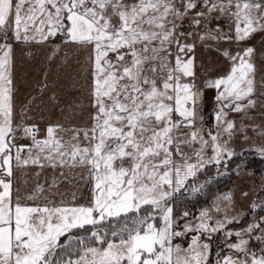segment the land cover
Masks as SVG:
<instances>
[{
    "label": "snow or ice",
    "instance_id": "6c2138e0",
    "mask_svg": "<svg viewBox=\"0 0 264 264\" xmlns=\"http://www.w3.org/2000/svg\"><path fill=\"white\" fill-rule=\"evenodd\" d=\"M256 33H264V0H0V264H212L216 233L233 254L214 264H264V247H249L264 245V216L232 231L241 221L229 215L231 194L218 198L219 219L205 209L194 222L173 208L182 188L202 191L193 185L207 164L226 167L236 155L229 114L247 116L264 100L256 50L244 43ZM57 37L88 50L89 123L50 124L38 138L37 125L15 119L10 41ZM192 37L240 45L222 53L228 72L206 83L217 105L207 133ZM256 151L264 158V147ZM27 169L51 170V179L22 193L15 178ZM73 180L89 185L86 203L76 192L63 198L61 184Z\"/></svg>",
    "mask_w": 264,
    "mask_h": 264
},
{
    "label": "rangeland",
    "instance_id": "374dc122",
    "mask_svg": "<svg viewBox=\"0 0 264 264\" xmlns=\"http://www.w3.org/2000/svg\"><path fill=\"white\" fill-rule=\"evenodd\" d=\"M194 41L196 49L189 55L195 56V83L203 92L202 103L198 105L199 117L202 119L198 118V123H202L203 130L207 133L209 130H215L213 114L217 110V105L216 91L207 88L206 83L228 72L230 62L222 53L224 50L235 53L240 50V45L221 42L219 46L213 44L209 47L197 41L195 37L189 39L188 42ZM4 42V38L0 36V43ZM10 43L13 48L12 78L15 119L18 122L23 119L24 123L37 125L38 138L45 135V129L50 124L59 123L66 128L87 126L88 112L91 111L88 103L91 80L88 50L66 43L62 37L50 40L44 45H25L14 40ZM244 43L256 50L253 60L257 67V93L260 95L264 92V33H256L253 38ZM56 48L59 51L54 53ZM248 111L247 116L235 112L228 116V119L237 125L235 135L229 141V147L236 153L234 157H238L232 170L234 175L229 183L224 187H219L218 184L207 185L198 196L182 199H174V195L179 192L175 193L173 199L176 202L173 208L177 217H180L183 211H188V219L195 222L200 212L207 209L214 218L219 219L222 213L215 212V205L219 202V197L227 194L232 196V203L228 205L229 215L236 216L241 221L240 224L229 225L232 231L246 228L264 216V211H262L264 209V162L248 161L255 156L261 158L256 149L264 147V135L260 134L264 131V100L258 99L257 107ZM18 142L29 143L30 141L18 137ZM211 155V149H207L206 156ZM241 160L245 163L241 164ZM220 166L224 167L223 162L221 165L207 164L201 171L204 174L199 178L200 173H198L197 183L193 187L199 186L204 175L209 177L213 175L216 178L219 175L216 171ZM35 171L39 169L18 171L15 178L16 186L21 189L22 193L30 192L37 179L40 183H44L46 177L51 179V170L42 172L39 177L33 174ZM60 190L65 194L64 199H70L71 194L76 192V203H86L90 194L88 184L77 183L75 180L68 184H61ZM245 192L248 193L247 196L243 195ZM207 198V202L204 203ZM199 200L202 201L201 206L196 204ZM195 204L199 207H195ZM253 205H256L255 209ZM191 235L188 234V237L179 240L182 247L188 245ZM228 242L222 233L213 234L209 241L212 249L210 257L212 264L218 256L233 254L226 247ZM253 246L257 253L260 252L261 247H264L254 239L249 244V247Z\"/></svg>",
    "mask_w": 264,
    "mask_h": 264
},
{
    "label": "trees",
    "instance_id": "16d2710c",
    "mask_svg": "<svg viewBox=\"0 0 264 264\" xmlns=\"http://www.w3.org/2000/svg\"><path fill=\"white\" fill-rule=\"evenodd\" d=\"M238 160V157H234L231 160L228 161V165L227 168L224 167H219V169L216 171V173H218L219 175L215 178L213 175L211 177L209 176H203L202 180L199 183L200 185H203V188H205V186L207 185H216L218 184L219 187H224L226 184L229 183V181L231 180L232 176L234 175V173L232 172L233 168H234V164L236 163V161ZM252 160H256L257 162H264V159L259 158L257 156H255L254 158H250L248 159V161H252ZM229 170V172H227ZM204 174L203 172H201L198 175V178L201 177L200 175ZM197 186V187H199ZM200 192H192V190H181L179 193H177L176 195H174V199H182V198H187V197H191V196H198ZM208 200L205 199L204 203H206ZM196 204H202V201L199 200V203ZM195 204V207H199L198 205ZM201 206V205H200Z\"/></svg>",
    "mask_w": 264,
    "mask_h": 264
}]
</instances>
